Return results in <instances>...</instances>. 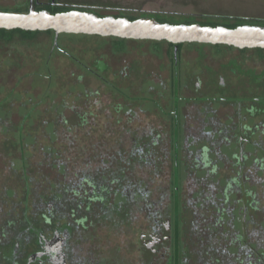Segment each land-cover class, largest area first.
<instances>
[{
    "label": "flooded vegetation",
    "instance_id": "obj_1",
    "mask_svg": "<svg viewBox=\"0 0 264 264\" xmlns=\"http://www.w3.org/2000/svg\"><path fill=\"white\" fill-rule=\"evenodd\" d=\"M242 3L0 0V12L264 27V15ZM42 35L49 42L33 74L50 89L12 88L0 101L8 120L15 107L23 111L20 125L0 123L1 134L6 126L19 138L0 141V264H264V49L18 29H0L1 47ZM56 59L80 70L57 99ZM42 117L54 137L34 128ZM96 126L118 137L86 144L76 157L72 135ZM44 141H54L47 153ZM43 160L57 175L41 185Z\"/></svg>",
    "mask_w": 264,
    "mask_h": 264
},
{
    "label": "water",
    "instance_id": "obj_2",
    "mask_svg": "<svg viewBox=\"0 0 264 264\" xmlns=\"http://www.w3.org/2000/svg\"><path fill=\"white\" fill-rule=\"evenodd\" d=\"M0 29L48 31L133 40L167 41L173 44L201 43L227 45L238 49H264V27L238 28L172 25L152 19L129 21L99 17L92 13L70 11L52 14L31 10L28 14L0 12Z\"/></svg>",
    "mask_w": 264,
    "mask_h": 264
},
{
    "label": "rangeland",
    "instance_id": "obj_3",
    "mask_svg": "<svg viewBox=\"0 0 264 264\" xmlns=\"http://www.w3.org/2000/svg\"><path fill=\"white\" fill-rule=\"evenodd\" d=\"M237 1L243 2L242 6L240 7L247 13L255 14V15H260V14L264 15V0H234V3ZM232 11H236V10H232ZM47 41L49 42L48 38L45 35H42L41 37L39 36L38 38H36L34 41H32L29 44H23L24 41H22V43L16 41L15 43L12 44L14 48L11 47V45H8V47H1L2 45H5V44H3L2 41L0 42V101H2L7 96L8 93H10V90L12 88L15 89L16 93H21V94L24 93L25 95L26 94L29 95L30 93L42 95L50 89V87L48 86V82L46 80L34 77V74H33V72L37 70L36 68L37 66L36 64L33 63V61L36 62L37 56L40 55V49L43 47V45H46ZM20 51L24 53L23 55L24 57L22 58L20 57V60H24L23 62L20 60L16 61L13 59L15 55L20 56L19 55L20 53L19 54L17 53ZM8 55L12 57L9 58ZM1 56H7L8 60H4L2 62ZM83 60L90 61L89 58L83 59ZM59 63H60L59 60L56 59L53 61V64H52L54 66V69H56V71L54 72V81L52 83L53 85H51L50 91L55 92V99H57V93L59 95H63L67 93L68 90L70 89V85L71 86L74 85V83L77 81L74 79V77H71L70 79V76H69L70 71L71 73L73 71H76L75 68L71 67L70 69H66L65 68L66 64L64 63L59 64ZM17 64L19 65V68L21 70L18 69L17 67L15 68ZM22 66L24 67L23 71H22ZM38 68L42 69L41 66ZM75 73H76L75 76H77V74L80 73V70H77ZM19 79H22L23 81L19 83L18 81ZM93 86L95 90L97 89L100 90L98 87H100L101 84L97 83V84H94ZM70 91L73 94H77L79 92V89L72 88V90ZM104 93L108 94V91L105 89ZM104 99L107 100V97H105ZM17 109L18 107H15V111L11 112L12 115L9 117V120H8L6 112H0V123L4 124L3 122H5L7 127H9L10 124L11 125L13 124L15 126L20 125L19 120L20 121L22 120L23 111H17ZM45 115H50V114H45ZM36 124H38V122H36ZM43 124H46V121L42 117L41 123L39 122V126H42V127L41 128L39 126L34 127L35 129H38L39 135H42L45 132L47 135L50 134L52 137H54V133L52 132V129H45L43 127ZM4 127H3L4 128L3 134L0 133V141L3 139V137H5L9 143L15 142L19 139L18 137H13L7 133H4L5 131L8 130L6 126ZM9 129H11V127H9ZM115 130L116 128L114 127H104V128L97 127V126L89 127L87 128V131H88L87 136H85V134H80L79 131L76 130V132L72 135V138L76 137V140H79L77 141L79 142V144L73 143L72 148L69 147V150L72 151V153L76 157L80 158L83 156L82 147L86 146V144H88V147L90 146L96 147L97 144L102 141L103 136L104 137L108 136V138L107 139L104 138V140L114 141L118 137L117 130L116 131ZM27 131H28L27 128H25L24 136H23L25 147L27 144H30V146L33 145L32 140L28 139L27 137L28 135ZM49 142L44 141L40 146L41 149L42 150L44 149L43 151H45L46 153L50 147H51L50 149L54 148V141H49ZM36 146L37 145L35 144L34 148H36ZM56 147L57 149H59L58 143H56ZM50 162L51 161H47V160L42 161L41 172H40L41 176L39 178L40 180H42L40 181L41 185L42 183H44L43 180L45 182L47 181L46 178H51V177L54 178L57 175L56 171H53V169H51L52 165H50ZM5 168L6 170L4 171L6 173L7 178L5 176H1V177L8 179L7 182H10L11 181L10 173L7 167H4V169ZM140 177L141 176H138L139 179ZM221 177H225V176H221ZM141 178L143 179L144 176H142ZM14 180L15 179L12 178V181ZM188 218H190V215L188 216Z\"/></svg>",
    "mask_w": 264,
    "mask_h": 264
},
{
    "label": "trees",
    "instance_id": "obj_4",
    "mask_svg": "<svg viewBox=\"0 0 264 264\" xmlns=\"http://www.w3.org/2000/svg\"><path fill=\"white\" fill-rule=\"evenodd\" d=\"M18 30H20V29H18ZM37 32H39V31H37Z\"/></svg>",
    "mask_w": 264,
    "mask_h": 264
}]
</instances>
